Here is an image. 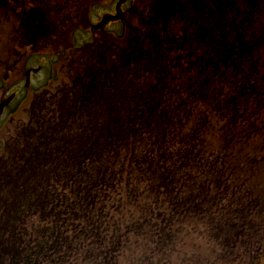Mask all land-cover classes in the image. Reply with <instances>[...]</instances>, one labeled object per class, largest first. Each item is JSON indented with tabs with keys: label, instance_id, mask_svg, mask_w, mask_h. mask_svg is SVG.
Listing matches in <instances>:
<instances>
[{
	"label": "trees",
	"instance_id": "trees-1",
	"mask_svg": "<svg viewBox=\"0 0 264 264\" xmlns=\"http://www.w3.org/2000/svg\"><path fill=\"white\" fill-rule=\"evenodd\" d=\"M144 14L124 70L34 101L0 154V264H123L135 236L167 243L186 223L215 226L220 252L264 253V229L249 236L264 222V0Z\"/></svg>",
	"mask_w": 264,
	"mask_h": 264
},
{
	"label": "rangeland",
	"instance_id": "rangeland-1",
	"mask_svg": "<svg viewBox=\"0 0 264 264\" xmlns=\"http://www.w3.org/2000/svg\"><path fill=\"white\" fill-rule=\"evenodd\" d=\"M23 1L26 2H24V4L20 3L22 4V8L18 10L19 5L17 3ZM33 1L34 0H5L6 4L0 5V101L6 97L8 98L13 87L19 85L22 91L21 97L8 110L0 115V154H8L10 152L9 149L15 148L12 144L16 145L19 142L16 140V136H18V132L30 118V105L34 100H39L41 103H44V99H46L45 92H51L50 89H53L52 87H57L56 91L63 95V93L68 90L67 88L70 82L74 79L82 78L83 80L77 82L75 87L91 86L93 77L102 78L108 76L107 74L109 71L107 69L108 65L110 66L111 64V61L108 62V59H99L95 62L96 66L94 69L89 68L78 72L73 71L74 67L77 68L78 66H82V61H86V56L88 54L86 52V47L83 46H87V42L91 40L92 35L95 37H97L98 34L101 36L104 35L103 32L90 35L88 31H77L72 24L73 30L67 28V31L70 30L69 33L71 35H65L67 48H70L67 50L66 56L61 58H59L58 55L56 57L47 56L49 62L45 70H42L34 76L32 85L30 88L26 89V67L41 63L42 53L39 44L41 40L40 36L42 35L38 32L39 22H37V27L34 30L38 34L36 44L34 45L37 49L31 52V47H28L29 45L27 46V44H31L29 40L31 35L28 36L26 33V7L30 6ZM154 1L155 0H141L137 8L132 12L136 14L141 21L142 17H146L144 13L149 14V9ZM203 1L206 3L208 0ZM132 12L129 11L127 14L128 28L126 27L125 30L122 27L123 30H121V32L123 34L128 33L129 30L136 34V28H138V32L140 31L139 29H141L138 18H136V21L132 20ZM98 13V9L93 7L91 12H88L90 16L88 15L86 22L95 20ZM63 14L67 15L66 11H64ZM121 26V24L117 23L111 24L108 30L116 33ZM40 27L42 28L41 25ZM198 33L196 29L193 32L195 36H198ZM73 36L76 42L75 45L70 47L69 44ZM114 40L115 38H113V41ZM25 44L26 50H19L22 46H25ZM59 45L52 49H54V51L60 50L61 48L58 47ZM62 49H64V44H62ZM22 51L26 57L34 60L28 62L25 58V61H20L18 63L19 65H17V57L22 54ZM25 51L28 52L27 55ZM110 69H112L111 66ZM48 75H53L54 77L51 78ZM50 82L52 83L49 84ZM54 82L55 84L52 85ZM23 98H25L24 102L19 106ZM50 106L54 107L52 104ZM43 107L48 108L45 104H43ZM105 107L106 106H103L102 108ZM135 185V189L142 193L141 187L137 183ZM144 203L145 201L141 200V202L132 205L130 207V213L139 215L142 222L146 223L150 217L145 212L148 203L146 202L145 207ZM204 225L208 228L203 229L202 224L200 226H194L189 223L184 224L182 227L172 228L171 230L175 232V237L167 243H164L165 240L160 237L157 244H154L151 232L147 234L144 233L141 236H135L128 245V252L122 258V260H124L123 264H260L259 261L261 260L262 263H264V253H262L260 249L252 252L250 249L239 248L229 253L224 251L220 252L218 250L219 241L216 239L213 232H211V228L215 226L211 225V223H204ZM146 226V230L149 231L150 224H146ZM262 229H264V222L261 223L257 230L249 233V236L256 234L258 231L261 233ZM220 235L222 237L225 236L223 232ZM232 239L236 242L235 239L238 238L234 237ZM251 247L254 250L257 246L255 247L252 244ZM259 253L260 258L257 263L256 260L259 257ZM227 254L234 255V257H229L228 260H225ZM135 257H137L136 262H133ZM164 257L167 258V262L162 261Z\"/></svg>",
	"mask_w": 264,
	"mask_h": 264
},
{
	"label": "flooded vegetation",
	"instance_id": "flooded-vegetation-1",
	"mask_svg": "<svg viewBox=\"0 0 264 264\" xmlns=\"http://www.w3.org/2000/svg\"><path fill=\"white\" fill-rule=\"evenodd\" d=\"M118 3H120V7L123 10L122 18L116 21H108L103 26H96L102 22L105 13H116ZM139 3L137 0H34L30 6L26 7V31L28 35L35 33L34 30L37 27V22L40 23H38V32L42 34L41 40L39 41L40 49L42 50L41 61H46L47 56L56 57L58 55L59 58L66 56V52L70 48H67L65 35H71L69 31L73 30L72 24L77 31H88L90 35L103 32L104 36L98 34L95 37L92 35L91 39L93 42L88 44V48L91 51L90 56L95 57L100 55L101 46L99 43H102V46H104L106 42L110 41L112 36L114 38H121L114 31L108 30L111 24H121L122 26L119 28V32L123 28L125 29L127 25L128 6L130 5L131 9H136ZM93 7L99 11L96 16L97 18L93 21L86 22L88 15L90 16L88 12H91ZM64 11H66L67 15L63 14ZM67 28L70 30L67 31ZM74 38L73 36L71 39L70 47L75 45L76 41ZM62 44H64V49H62ZM57 45L61 49L54 51L52 48L57 47ZM107 51L109 52V47ZM52 52L55 53L52 54ZM30 59L26 57V60ZM49 77L52 78L54 76L49 75ZM15 88L17 91L20 90L19 85Z\"/></svg>",
	"mask_w": 264,
	"mask_h": 264
},
{
	"label": "water",
	"instance_id": "water-1",
	"mask_svg": "<svg viewBox=\"0 0 264 264\" xmlns=\"http://www.w3.org/2000/svg\"><path fill=\"white\" fill-rule=\"evenodd\" d=\"M8 101H9V100H6V101L2 102V104H1V110H2L3 107L8 103Z\"/></svg>",
	"mask_w": 264,
	"mask_h": 264
}]
</instances>
